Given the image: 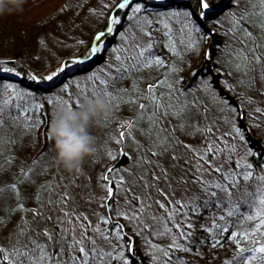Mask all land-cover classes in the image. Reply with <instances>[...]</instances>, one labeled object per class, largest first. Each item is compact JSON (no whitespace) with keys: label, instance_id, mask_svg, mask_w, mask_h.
<instances>
[{"label":"snow or ice","instance_id":"6c2138e0","mask_svg":"<svg viewBox=\"0 0 264 264\" xmlns=\"http://www.w3.org/2000/svg\"><path fill=\"white\" fill-rule=\"evenodd\" d=\"M230 2L236 5L238 14L237 11L230 13L231 27L227 29V33L231 35L234 44L238 46L234 47L233 44L227 43L224 46L227 64L230 67L229 74L231 75V71L239 73L240 78L237 82L254 88L257 77L252 74L257 73L262 86H264V0H243L245 6L242 8L239 7L240 0H230ZM130 3L131 0H123V3H120L118 7L123 9ZM203 8H208V4H203ZM131 10L133 13H139L141 9L137 6ZM171 15L180 16L181 13H172ZM184 15L186 16L187 13ZM161 16L162 18L157 23L165 30L163 32L165 48L173 55L179 56L180 53L176 51L177 39L179 44L185 48L194 46L191 32L189 31L185 36L186 25L180 28L179 36L174 38L172 30L166 22L167 18L163 14ZM112 23H119V20L113 17ZM151 23V20L145 19L144 21L146 25H151ZM249 27L256 29L257 34L254 35ZM108 31L111 32V26ZM155 31H160V28L147 31L141 25L139 27L141 35L133 34L131 43H127L126 47L119 49L124 52V56L117 55L115 57L119 63L113 68L114 74L109 73L113 85L118 81L131 79L130 89L122 90L114 86L110 87L106 80H99V85L104 90L103 94L110 97V103L116 101L117 106H120L121 102L136 105L140 112V115L134 119H122V123L117 129L119 137L116 139V143H122L127 135L139 153L137 165L141 171L131 181L126 182L123 176L115 174L114 169H108V173L113 174V179L109 180L108 174L101 177L107 181L106 184L101 185L107 192V196L103 199L105 201L112 200L114 195L124 194L123 210H121L119 201H116L117 217L122 216L134 223L138 231H150L154 236L168 237L170 243L167 247L156 244L149 245L156 252L162 254L159 258L151 257L154 264H186L181 257L176 255V252L191 251L188 242L192 232L184 229L192 228V224L187 222L190 219L189 212L195 215L200 212L201 208H212L222 213L218 216L213 214V225L207 229L212 247L220 245L219 237L222 234L229 233V240L238 248L240 264H256V262L264 264V167L255 170L253 165L247 162L246 156L236 159L235 145L225 139V136L231 135L230 133L216 136L213 139L216 118L210 119L207 105H204L201 110L199 106L202 102L199 98L189 99L183 90L176 87L177 81L170 80V74L178 69L174 63L166 61L154 50L156 45L161 43L153 36ZM105 34L104 31H101L96 35L97 43L92 47L93 54L96 53L98 47L103 46L100 42ZM145 36L149 38L147 41L143 39ZM114 51L117 50L114 49ZM153 68L157 72L164 68H167L168 71L161 73V78H151L154 82H147L146 86L141 89L139 84L145 80L141 73ZM10 71L12 70L8 68L2 69L0 81L3 79V73ZM32 78L35 79V77ZM47 79L52 80L53 76L50 75ZM3 88L10 90L12 86L5 84ZM92 94H97V92L93 91ZM48 103L51 104L52 101L49 100ZM34 111L35 109L29 106L27 100L22 97L5 99L4 92L0 91V129L4 127L5 120H23L25 128L33 126L36 123L33 118ZM256 111L264 112L260 108H257ZM166 120L167 125L165 124ZM172 120L177 123L173 125ZM177 129L182 132L187 129L186 134L188 135L201 134L204 138L203 146L196 148L179 140L175 135ZM134 130L147 139V148L136 139L133 134ZM11 135L14 137L15 134L11 133ZM179 146L191 154V156L186 154L182 157L185 165H189V167L181 166V172L191 171L193 178L189 181L182 175L176 181L181 191V198L176 199L168 169L156 157L170 154L169 158L172 161H177L172 164V167H178L176 149ZM221 155L224 159L222 162H218ZM113 159H115L114 156ZM38 160L39 158L33 163H38ZM156 170H159V176L156 174ZM125 171L127 170L125 169ZM30 174L39 173L35 169H29L28 172L22 170L24 181L31 182ZM149 174L151 181L148 179ZM206 176L211 178L206 179ZM161 179L168 189L167 192L164 187L160 186ZM113 183H115V193L113 192ZM126 183L131 187H126ZM189 183L196 186L199 194L194 192L191 197L187 195L190 191ZM136 187H142L143 193L133 192ZM8 190L17 195L18 202L13 212L32 211L34 217L42 215V212L37 209H25L24 203L19 197L17 184L9 185ZM45 190L48 192L47 199H43L38 194L37 201L40 208L45 203L52 206L53 212H56L59 207L61 215L56 216L54 220L57 231L50 232L48 228L36 231L31 227V222L22 216L21 222L17 226L15 242L11 244L10 248L0 245V264H112L113 261H124L122 251L112 243L113 239L123 240L125 235L123 226L117 223L111 229L100 227V224L108 225L111 221L112 208L107 203L101 206L108 210V214H97L98 221L94 226L85 214L67 210V201L72 199L67 190L56 191L51 183L41 185V192ZM4 191L5 189L0 188V194ZM128 194H131V199ZM53 195H56L58 199L53 200ZM160 197H163V201ZM133 201H135L134 204ZM153 205L159 212L153 210ZM177 217L183 218L178 221ZM48 220H53V217L48 216ZM217 221L223 223H217ZM0 223H5V221L0 219ZM245 225H250V227L245 228ZM77 227L80 229L79 235L76 233ZM230 228L233 231L229 232ZM41 236L46 239H39ZM181 240L184 241L183 244L180 243ZM244 243H251L253 246L244 248L241 246ZM244 253H248V255H243ZM225 264H230V262L225 261Z\"/></svg>","mask_w":264,"mask_h":264},{"label":"trees","instance_id":"16d2710c","mask_svg":"<svg viewBox=\"0 0 264 264\" xmlns=\"http://www.w3.org/2000/svg\"><path fill=\"white\" fill-rule=\"evenodd\" d=\"M227 1L207 0L208 8H203V0H131L128 6L121 9L118 5L123 3V0H26L22 11H13L11 13L6 11L0 14V72L4 68L12 70L8 73H3V79L0 81V91L4 92L5 99L22 97L27 100L29 106L35 109L33 118L36 120V123L29 128H25L23 120H5L4 127L0 129V188L5 189L0 194V203L13 202L14 199H17V195L8 190L9 185L17 184L20 192L19 197L22 196L25 199L23 192L29 195L31 186L39 185L41 188V185L51 183L52 187L58 186L60 188L57 189L59 192L67 190L69 196L73 199L68 201L77 202L81 200L82 204L92 201L91 204H93L94 200L91 194L95 193L92 191L91 179L99 175L102 177L108 172V169H114L117 176H123L125 181L129 182L141 171L137 165L139 153L135 146L131 145L132 141L129 142L131 147L126 146L124 141L120 144L116 143V139L119 137L117 129L122 123L118 120L119 116H122L125 111L131 115L137 108L136 105L132 107V105L121 102L120 106H117V102L110 103L113 108L112 117L103 121L101 126L93 125L90 129V133L95 137L97 151L94 156L84 159L78 172L70 174L56 164L54 142L49 139L47 132L53 117L54 106L61 103L68 104L67 99L64 102L58 97L63 92L77 94L79 100L82 101L92 96L93 91L99 94L103 91V88L99 85V80H106L110 87L114 86L119 89L131 88L132 80L129 87H123V83L129 79L118 81L113 85L109 73H113V68L119 63L115 57L117 55L124 56V52L119 51V49L127 46L124 39L125 35L128 34L134 15L137 14L142 18L141 22H139L140 25H143L147 31H152L157 28L155 14L168 8L190 10L195 21L201 23L200 17H204L205 20L223 32L225 41H221V45L216 51V54L219 55L216 66L222 72L223 80H226L225 85L235 96L243 114L242 119H240V115H238V119L240 123L243 121L245 125L239 124V128L243 132L242 144L246 160L253 165L255 170H259V167H264V112L256 111L257 108L264 110V86H262L257 73L252 74L257 77L254 88L239 84L237 82L240 78L239 73L231 71V75L229 74L230 67L227 64L224 46L226 43L233 44L234 47L238 46L234 44L231 35L227 33V29L231 27L230 13L237 11L238 14V9L234 3H228ZM132 4H137L136 6L140 7L139 13L131 12ZM244 6L243 0H240L239 7L242 8ZM225 7L227 8L224 9ZM227 11H230V13L226 15ZM113 17L118 19L119 23H112ZM129 17H132V19H129ZM145 19L151 20V25L144 24ZM109 26L114 29L113 32L109 33L107 29ZM50 30L74 38L71 41V45H68L66 49L63 47V42L60 47L52 45L45 38V35ZM249 30L254 35L257 34L256 29L249 27ZM101 31L106 33L101 38L106 46L100 51L97 48L96 53L93 54L92 46L94 42L96 43L95 37L97 32ZM140 35L141 33L138 30V36ZM201 35L205 34L201 32ZM153 36H156L155 32H153ZM143 39L147 41L149 38L145 36ZM114 49L117 51H114ZM154 50L165 58L163 50L158 45H156ZM102 69H106V71L103 73L100 71ZM152 70L155 69L153 68ZM145 72L141 74L145 75ZM16 73H19V75H16ZM50 75L53 76L52 80L47 79ZM32 77H35V79ZM76 81L80 83L74 85ZM146 81L148 80L143 81L139 85ZM89 83L91 85L86 87ZM5 84H10L12 88L5 90L3 88ZM212 91L214 93L218 92L214 87ZM219 96L222 100L228 99V97L221 96V94ZM49 100L52 101L51 104L48 103ZM69 105L76 106L77 104ZM230 105L235 107L233 103H230ZM37 106L39 107L37 108ZM125 107L128 110L123 111L122 109H125ZM115 130L117 135L114 134ZM11 133L15 134L14 137ZM137 140L140 142L139 138ZM10 141L12 142L9 143ZM122 146L125 150L124 153L120 152ZM125 147L130 148V150H126ZM186 154L184 152L183 155L178 156V168L181 166L189 167L185 165V161L182 158ZM113 156L115 159H113ZM169 157L170 154H166L162 157V161L158 157L156 159L168 169L170 182L176 184L178 174L176 175V173L172 172L174 170L172 164L177 163V161H172ZM38 158V163L34 164L33 162L37 161ZM149 159H152V157H149ZM29 169H35L39 173L30 174L29 179L31 182L24 181L22 175V170L28 172ZM156 174L160 175L159 170H156ZM182 175L189 179L193 178L191 171L178 177ZM108 176L109 180L113 179V174L108 173ZM148 179L151 181L150 174ZM20 181L24 182L21 183ZM99 183L104 185L107 182L100 179ZM125 186L131 187L128 183ZM160 186L164 187L166 192L168 191L163 179L160 181ZM192 186L191 191L188 193L189 197L194 192L199 194L196 186L193 184ZM112 187L115 193V183H113ZM97 188H99V185ZM34 189L38 191L36 186ZM177 189L181 192L179 187ZM133 192L142 194L143 188L136 187ZM39 195L41 194L39 193ZM41 196L46 200L48 192L46 190L43 191ZM128 196L131 199V194H128ZM175 198L180 199L181 194H176ZM56 199L58 197L53 198V200ZM160 199L163 201V197H160ZM116 201H119L121 210H123L124 194L120 196L114 195L112 200L105 201L103 199L100 202L98 199L97 201L99 202L97 204L98 214H108V210L101 206L104 203H107L112 208L110 223L108 225L100 224V227L111 229L114 224L118 223L123 226V232L125 233L122 241L112 240L117 249L122 251L124 261H113L112 264H154L151 257L156 256L159 258L162 254L156 252L149 245L156 244L167 247L170 243L168 237L154 236L150 231H138L134 223L124 219L122 216L117 217ZM134 203L135 201H133ZM16 205L12 203L9 208L0 205V218L6 220L12 216ZM45 206L50 207L47 203H45ZM88 208L92 210L89 205ZM153 210L159 212L155 205H153ZM79 212L83 213V211L77 210V213ZM94 214L96 215V213ZM213 214L218 216L222 213L212 208H201L200 212L195 215L189 212L190 219L187 222L192 224V228H185L184 230L192 232L191 239L188 242L191 251L176 252V255L181 257L186 264H225V261L230 262V264H240L238 248L229 240V233L222 234L219 239L221 245H226L232 251L218 260L208 261L205 253L211 247V243L207 229L213 225ZM48 216L49 214L46 216L47 220ZM182 218L177 217V220L179 221ZM217 223L223 222L217 221ZM244 227L247 228L250 225H245ZM49 231L55 232L57 230L54 226ZM231 231H233L232 228L229 229V232ZM39 239L45 240L46 238L41 236ZM180 243L183 244L184 241L181 240ZM241 246L248 248L253 245L244 243ZM243 255H248V253ZM256 264H259V262H256Z\"/></svg>","mask_w":264,"mask_h":264},{"label":"rangeland","instance_id":"374dc122","mask_svg":"<svg viewBox=\"0 0 264 264\" xmlns=\"http://www.w3.org/2000/svg\"><path fill=\"white\" fill-rule=\"evenodd\" d=\"M205 3H207V0H203V4ZM136 5L137 4H132L131 9L134 7H137ZM172 13H181V15L174 16V15H171ZM184 13H187V15L185 16ZM229 13L230 11H227L225 14L227 15ZM161 14H163V16L167 18L166 22L169 24L174 38L179 36V30L181 27H184L185 25L187 26V29L185 31V36L188 35L189 31L191 32V36L193 38V43H194V46L192 48H185L184 46H181L179 44V40L177 39L176 51H178L180 55L176 56V55H173L167 48H165V46H163L164 45L163 32L165 30L161 27L160 24L157 23V21L162 18ZM200 18L204 19V17H200ZM141 19L142 18H140L139 15L137 14L134 15L132 24L129 27L128 34L125 35L124 40L126 43L131 42V37L133 34L138 36V30H139V27L141 26L139 22H141ZM155 23L157 24V28H160V31H155L156 40L161 41V43H159L158 46L163 50V53H164L163 56L165 58L167 57L166 61L174 63L175 67L178 69L177 71L170 74V77H169L170 80L177 81L176 87L183 90L187 94L189 99H192L194 97L199 98V100L202 102L199 106L201 110H203L204 105H207L209 109V118L210 119L216 118V124L213 128V131L215 133V135L213 136V139H215L216 136H223L225 133H230L231 135L225 136V139L228 140L230 144L235 145V148H236L235 158L238 159L241 156H245L244 148L242 144L243 132L239 128V124L244 125V122L242 121L240 123L238 119V115L241 114V109L238 108L234 103L233 105H235V107H232L230 105V103L232 102L230 101L229 98L227 100H222L219 96V94H221V96H224L223 94L228 93L229 95L231 94L233 98H235L231 90L226 87L225 85L226 80L225 81L223 80L222 72L216 66L217 59L219 57V55L216 54V51L220 47L221 41H225L223 32H221V30L218 27H215L214 25H212L210 22H208L205 19H204V22H202L203 24L201 25L200 23L195 21V19L192 16V12L190 10L182 9V8H168L165 10H161L159 13L155 14ZM113 30L114 29H111L112 32ZM201 32H203L205 35H201ZM98 33L100 32H97V34ZM45 38L50 43H52V45H57L58 47H60L61 43L63 42L64 49H66L68 45H71V41L74 39V38H71L69 35H63V34H60L59 32H55L54 30L48 31L47 35H45ZM41 41H45V40H41ZM96 43L94 42V44ZM100 43H102L103 46L98 47V51H100L102 48L106 46L103 39H101ZM158 55L161 56L160 53H158ZM100 71L104 73L106 69H102ZM167 71H168L167 68L161 69L160 72H157L156 69L155 70L151 69L150 71H146L145 75L141 74L142 76L145 77V80H148V81H146L142 85H139L140 88L143 89L146 86L147 82H154V80H152L151 78H157V79L161 78L160 74L163 72H167ZM78 83L80 82L76 81L74 85H77ZM130 84H131V79L125 81L123 83V87H129ZM89 85L91 84L90 83L87 84L86 87ZM212 86L218 92L214 93V91H212L213 89ZM219 87L223 90V93H220ZM225 90L226 92H224ZM103 93H104V90L100 94L104 95ZM58 97L59 99H61V101L63 100L64 102L67 99L68 104H73V103L78 104L79 102H81L77 94H71L66 91L60 94V96ZM108 100H110V97H108ZM113 102H116V101H113ZM132 107H135V106L132 105ZM122 110L123 111L128 110V108L125 107V109H122ZM139 115H140V112L138 108H136L131 115L129 114V112L125 111L122 116H119L118 120L122 122L123 118H131V117L134 118L135 116L138 117ZM176 123L177 122L175 120H172L173 125H175ZM165 124L167 125V120L165 121ZM186 132H187V129L184 132L177 129L175 132V135L176 137H178L179 140L183 141L186 144L192 145L193 147L199 148L203 146L204 138L201 134L197 133L195 135H188L186 134ZM114 134H116V130ZM133 134L136 137V139L139 138L140 142L148 147V141L144 136H142L141 134L139 135V132L135 130L133 131ZM232 137H235V139H232ZM130 141L131 140L126 135L124 138L125 145L128 147H131L133 143L129 145ZM125 149L130 150V148H126V147ZM120 152L121 153L125 152L123 146L121 147ZM184 152H186L188 156H191V154L188 153L187 150L183 148L182 146L177 147L176 149L177 157L179 155H183ZM158 158L162 161V157H158ZM223 159L224 157L223 155H221L220 161L218 162H222ZM167 164H168V161H167ZM225 167H227V165H225ZM172 172L176 173V175L178 174L176 177V181L180 178L178 177L179 175L184 174L181 172V167L179 168L175 167L174 170H172ZM106 174H108V172ZM213 175H215V173H213ZM210 178L211 177L206 176V179H210ZM100 179H101V176L99 175L98 177H95L90 180L92 191L95 193V194H91L94 200L93 204H91L92 201L90 202L88 201V203L84 202L82 204L81 200L77 202H74V201L67 202V210L69 212H72L73 210H75L76 213H77V210L83 211L84 214L86 213L85 215H87L88 219L92 222L93 225H96L98 221L97 220V214H98L97 204L99 202L97 201L99 199L101 202L103 200V197H105L107 193L106 191H104V189L103 191H102V188L100 189L101 187V183H99ZM186 179H188L189 181L192 180L189 178H186ZM176 184L172 182V188L176 194H181V192H179V190L177 189V187L179 186ZM98 185H99V188H97ZM35 186L38 189V191H35L34 189ZM192 187H193L192 184L189 183L188 188L190 189V191ZM40 189L41 188L39 185H33L31 186L29 195L23 192L25 199L22 196L20 198L22 202L24 203L25 209H37V211L42 212V215H36L34 217L32 211H27L25 213H22L21 211L14 212L12 216L4 220L5 223H0V245L4 246L5 248H10L11 244L15 242L17 226L20 224L22 216L31 222V227L35 229L36 231H42L44 228H48L49 230L53 229V227L55 226L54 225L55 217L58 215H61V213L59 211V207H57L56 212L52 211V206L48 208L47 206H45V204L43 205L42 208H40L38 201H37V195L39 193L43 195V192H41ZM53 189L58 191L57 189H60V188L53 186ZM54 197H57V196L53 195L52 199ZM17 202H18L17 199H14L13 202L11 201L4 202V203H0V205L5 208H9L12 205V203L17 204ZM88 205L92 208V210L88 208ZM95 208H96V211H95ZM94 213H96V215ZM48 214L49 216L53 217V220H49V221L47 220L46 216ZM76 233L77 235H79L80 233L79 227H77ZM29 234H32V233H29ZM25 239H27V237H25ZM231 251L232 250L228 249L227 246L224 244L217 245V247L215 248L212 247L211 245V247H209V249L207 250L205 254H206V257L208 258V261H213L215 259L218 260L220 257H222L225 254L230 253Z\"/></svg>","mask_w":264,"mask_h":264},{"label":"clouds","instance_id":"9594fccd","mask_svg":"<svg viewBox=\"0 0 264 264\" xmlns=\"http://www.w3.org/2000/svg\"><path fill=\"white\" fill-rule=\"evenodd\" d=\"M26 0H0V14L22 11ZM113 115L106 95L93 94L76 106L57 104L53 109L47 135L54 142L55 162L68 173L78 172L85 158L94 156L95 137L90 133L93 125L101 126Z\"/></svg>","mask_w":264,"mask_h":264},{"label":"bare ground","instance_id":"6f19581e","mask_svg":"<svg viewBox=\"0 0 264 264\" xmlns=\"http://www.w3.org/2000/svg\"><path fill=\"white\" fill-rule=\"evenodd\" d=\"M200 24L202 25L203 23L202 22H204V19H200ZM219 91H220V93H222L221 92V89L219 88ZM224 96H226V97H228L229 99H230V101L232 102V103H234L238 108H240L239 107V104H238V102H237V100H236V98H233V96L230 94V95H227L226 93L225 94H223ZM241 109V108H240ZM242 117H243V114L241 113L240 114V119H242Z\"/></svg>","mask_w":264,"mask_h":264},{"label":"water","instance_id":"95a60500","mask_svg":"<svg viewBox=\"0 0 264 264\" xmlns=\"http://www.w3.org/2000/svg\"><path fill=\"white\" fill-rule=\"evenodd\" d=\"M227 2L229 3L230 0H228ZM226 8H227V7H225L224 9H226ZM224 9H223V10H224ZM217 85H218V83H217ZM219 88H220V87H219ZM220 89H221V88H220ZM221 92L223 93V90H222V89H221ZM224 92H226V90H225ZM226 94L229 95L228 93H226Z\"/></svg>","mask_w":264,"mask_h":264}]
</instances>
